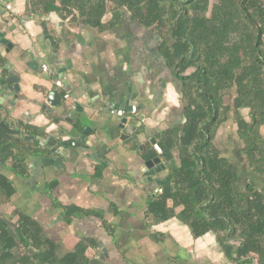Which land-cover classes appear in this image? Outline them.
I'll list each match as a JSON object with an SVG mask.
<instances>
[{
  "label": "crops",
  "instance_id": "0c3cea01",
  "mask_svg": "<svg viewBox=\"0 0 264 264\" xmlns=\"http://www.w3.org/2000/svg\"><path fill=\"white\" fill-rule=\"evenodd\" d=\"M6 2L0 0L1 121L55 145L52 162L29 158L26 177L0 164L15 188L0 217L11 225L31 219L59 259L90 242L88 264H235L215 234L195 237L178 219L157 222L149 214L150 200L178 167L158 156L166 169L145 175V163L155 159L147 157L149 146L161 155L160 137L186 122L183 84L161 53L164 35L126 9L94 27L77 14L36 9L34 0ZM131 95L141 113L127 116L121 106ZM241 112L252 120L250 109ZM260 133L264 139V123ZM214 144L236 163L242 185L251 180L264 190L233 113Z\"/></svg>",
  "mask_w": 264,
  "mask_h": 264
},
{
  "label": "trees",
  "instance_id": "16d2710c",
  "mask_svg": "<svg viewBox=\"0 0 264 264\" xmlns=\"http://www.w3.org/2000/svg\"><path fill=\"white\" fill-rule=\"evenodd\" d=\"M33 5L46 13L77 14L94 27H103L110 11L120 19L126 8L144 27H156L164 35L161 53L183 84L186 122L160 137L161 155L149 146L147 157L178 162L150 200L149 214L157 222L178 219L195 237L215 234L235 264H264V190L251 180L242 185L236 163L222 157L214 144L218 128L233 113L250 164L264 175L262 1L34 0ZM246 108L250 122L241 112ZM54 145L25 140L0 126V164L9 163L18 176L29 175L32 156L51 158ZM14 192L13 183L0 172V204L9 202ZM74 214L66 211L67 216ZM92 246L82 242L75 253L59 259L31 219L20 217L11 225L0 217V264H88L85 254Z\"/></svg>",
  "mask_w": 264,
  "mask_h": 264
},
{
  "label": "water",
  "instance_id": "95a60500",
  "mask_svg": "<svg viewBox=\"0 0 264 264\" xmlns=\"http://www.w3.org/2000/svg\"><path fill=\"white\" fill-rule=\"evenodd\" d=\"M4 3H7L6 1H9V0H2ZM126 9V8H124ZM128 11V10H127ZM56 17V15H55ZM132 19L133 20H136L135 16L134 15H131ZM53 21H55V23H57L58 25L61 22V20H57V19H53ZM11 82V79H9V83ZM5 89L8 90L9 89V86L8 85H5ZM56 98V103L58 102V100L60 99V95H58V93H54L53 94ZM123 108V110L125 111V114L127 116L131 115L134 113V111H136L137 113H141L140 109L139 108H135L134 106V103H133V100H132V95L131 96H128L124 101H123V104L121 106ZM140 118L143 119L142 116H140ZM124 123L127 122V119H124L123 120ZM0 126L4 129H6L7 131L11 132V133H14V134H17V135H20V136H24L25 139L27 140H35V139H38L42 145L46 144V142L41 138V137H36V136H33V135H25V131H22L20 128H12L8 123H6L5 121H0ZM152 145L156 146L157 145V142L155 139H153L151 141ZM45 161L47 163H50L52 162V158H48L46 157L45 158ZM166 169V166H164L162 164V159L160 157H157L149 162H146L145 163V166L143 167L142 171L145 175L147 176H153L155 172H161L162 170ZM164 182H162L160 184V187L163 186Z\"/></svg>",
  "mask_w": 264,
  "mask_h": 264
},
{
  "label": "built area",
  "instance_id": "2783aa9c",
  "mask_svg": "<svg viewBox=\"0 0 264 264\" xmlns=\"http://www.w3.org/2000/svg\"><path fill=\"white\" fill-rule=\"evenodd\" d=\"M261 1H262V3H263V7H264V0H261ZM45 69H46V68H45ZM56 85H57L58 87H61V88L64 87V84H63L61 81H57V82H56ZM65 98H70V93H69V92H66V93H65ZM120 115H122V114H120ZM158 151H159L160 154H161V150L158 149Z\"/></svg>",
  "mask_w": 264,
  "mask_h": 264
}]
</instances>
